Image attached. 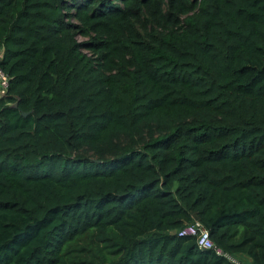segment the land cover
<instances>
[{"label": "trees", "instance_id": "1", "mask_svg": "<svg viewBox=\"0 0 264 264\" xmlns=\"http://www.w3.org/2000/svg\"><path fill=\"white\" fill-rule=\"evenodd\" d=\"M0 47V264H264V0H0Z\"/></svg>", "mask_w": 264, "mask_h": 264}, {"label": "built area", "instance_id": "2", "mask_svg": "<svg viewBox=\"0 0 264 264\" xmlns=\"http://www.w3.org/2000/svg\"><path fill=\"white\" fill-rule=\"evenodd\" d=\"M2 55H3V48L0 47V59L2 58ZM7 86H8V78L5 72L3 71V69H1L0 67V95H3V93L6 91ZM196 226H198L197 223L195 225H188L184 227L181 231H179V234L196 235L197 236L196 240L199 247L204 249L215 248L216 253L225 256L232 264H249L237 257L232 256L229 253L223 252L220 248L216 247L209 236L208 230L203 227L197 229Z\"/></svg>", "mask_w": 264, "mask_h": 264}, {"label": "rangeland", "instance_id": "3", "mask_svg": "<svg viewBox=\"0 0 264 264\" xmlns=\"http://www.w3.org/2000/svg\"><path fill=\"white\" fill-rule=\"evenodd\" d=\"M79 39H82L81 37H78Z\"/></svg>", "mask_w": 264, "mask_h": 264}, {"label": "water", "instance_id": "4", "mask_svg": "<svg viewBox=\"0 0 264 264\" xmlns=\"http://www.w3.org/2000/svg\"><path fill=\"white\" fill-rule=\"evenodd\" d=\"M16 105V104H15ZM24 115H25V113H24Z\"/></svg>", "mask_w": 264, "mask_h": 264}]
</instances>
